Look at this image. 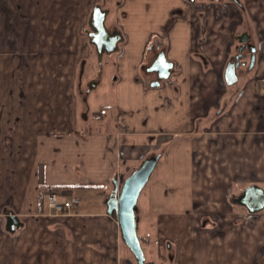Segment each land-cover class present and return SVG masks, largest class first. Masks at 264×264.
<instances>
[{
  "label": "crops",
  "instance_id": "obj_1",
  "mask_svg": "<svg viewBox=\"0 0 264 264\" xmlns=\"http://www.w3.org/2000/svg\"><path fill=\"white\" fill-rule=\"evenodd\" d=\"M94 1L0 0V264H136L106 200L115 176L158 153L138 201L154 262L264 264V210L245 219L250 212L233 203L252 184L264 188V0H240L238 25L234 7L217 19L184 0H125L114 23L125 32L123 55L110 59L119 128L105 117L81 137L72 84L78 31ZM249 29L262 52L228 85L236 35ZM166 37L177 73L152 87L141 65ZM52 193L80 202L59 214L49 208ZM11 215L22 222L15 232Z\"/></svg>",
  "mask_w": 264,
  "mask_h": 264
},
{
  "label": "water",
  "instance_id": "obj_2",
  "mask_svg": "<svg viewBox=\"0 0 264 264\" xmlns=\"http://www.w3.org/2000/svg\"><path fill=\"white\" fill-rule=\"evenodd\" d=\"M241 4L240 0H233ZM109 10H104L101 6H96L90 18V24L95 30L94 38L91 42L97 46L99 61L102 62L104 52L112 53L118 50V43L123 41L121 32L114 30L112 34L108 31L105 20ZM246 38L240 41L244 44L240 47L241 52L246 47ZM252 56L251 64L255 61L256 48L248 45ZM242 55H237L235 60L229 62L226 71L225 79L228 85L235 83L238 80L237 67L240 65ZM174 61L168 60L165 50L156 54L152 64L147 67V72H156L157 80L151 83L152 87H159L161 80H166L170 77L174 70ZM97 82L93 84L96 87ZM90 91V90H89ZM88 91V92H89ZM162 154H152L143 159L140 165L133 170L127 177L124 175L115 176L113 178L114 188L106 200L107 213L117 219L120 226L121 237L133 253L137 264H157L154 261H147L144 248L141 243V237L138 234L139 217H138V201L142 190L149 182ZM122 182V184H120ZM233 203L247 209L250 213H259L264 210V188L259 185L252 184L246 187L243 192L233 198ZM22 222L17 216L11 215L8 217L7 228L11 232H15Z\"/></svg>",
  "mask_w": 264,
  "mask_h": 264
},
{
  "label": "flooded vegetation",
  "instance_id": "obj_3",
  "mask_svg": "<svg viewBox=\"0 0 264 264\" xmlns=\"http://www.w3.org/2000/svg\"><path fill=\"white\" fill-rule=\"evenodd\" d=\"M184 1L191 6H196L200 13L201 12H209L210 10H213L215 17L217 19L223 17V15H227V13H231V11H232L231 8L234 7L241 12L240 19L236 24L237 25L242 24L243 21L245 20V11H244V7L242 6V3L238 4L237 2H235L233 0H184ZM92 4H95V5L90 9V11L89 10L87 11V15L85 18L84 25L82 26V28H80V31L86 34L85 35L86 36V38H85L86 39V55H82L78 60V64H77L76 69H75V76H74V80H73V84H72V88L74 89V94H75V106L73 109V114H74V117L76 120V125H75V129H74V133L78 134L81 137H84L86 134L93 132V129L90 126V123H91L90 116H89L90 114L88 113L89 110L91 109L89 107V95L93 91L97 90V88L101 84H103V77L105 74L108 75L109 81H111V80L113 81L112 86H114V82H115V79L117 77V74L114 72L113 65H111L110 59L115 55H117V57L123 55L124 44L126 42V36H125V32L123 31L122 25L118 24V26H114V23H118V22L120 23V18H118L119 14H120V16H123V14H124V13H122V15H121V12L117 13V11H118V8H122V6L125 4V0H95ZM92 4H90V6ZM96 6H101L102 9L109 10L107 17H106V20H105V25H106L108 31L112 34V32L114 30H118L121 32V35L123 37V41L118 43V50L117 51L112 52V53L104 52L103 59H102L101 63L99 61V54L97 51V46L91 42V39L94 38L93 35H91V34L94 33L95 30L93 29V27L90 24V18H91L93 9ZM113 8L116 9L117 16L115 18H112L111 21H108L109 16L113 12ZM30 17L31 16L26 15L23 18V19H25V22H26L25 28H26V30H28L29 33L31 31V21L29 20ZM254 23L257 25L256 20H254ZM43 27L47 28L46 17L43 19ZM14 35H15L14 29L13 30L10 29V31L7 32V34L5 36L7 45L11 48V51H13V52L16 51L14 48H12L13 43H15ZM201 37H202V35H201ZM240 38L241 39H244V38L247 39L245 42L246 47L241 52L239 51V49L244 43L240 41ZM206 39H207V36H206V38L199 41L200 44H203L206 41ZM262 43H263L262 39L256 40V37L254 36V34L250 33V29L247 31L239 32L236 35L235 54H234V56L230 62L237 61V60H235L236 56L241 54L242 57L239 60L240 65L237 67V69H239L241 67H244L246 69L252 68L254 66L256 60L258 59V55H260V53L262 52V49H263ZM167 45H168V38H167L166 42H164L162 44L161 47L152 46L149 49H150V51H153L152 49L156 48V51L154 50L156 52L154 54L155 56L157 53H159L162 50H165L166 55H167ZM248 45L256 48L255 61L253 64H251L252 53H251ZM91 53L95 57L94 62L89 60ZM155 56H154V58H152V59L150 58L149 60H147L146 62H144L141 65L142 71L148 73L152 77V79H151L152 82L157 80L158 75L156 72H147V67L152 64L153 60L155 59ZM21 61L24 62L23 57H21ZM94 65L97 66V69L94 68ZM105 65L108 66L107 67V68H109L108 70L105 69ZM92 67H93V73H90V70L92 69ZM177 69L178 68L176 67V63H175L174 70H173L172 74L170 75V77L168 79L161 80L160 86L164 82H169L170 84H172V77H173V75H175V72L177 73ZM59 74H60L59 71L55 72V76H59ZM85 78H86V81H85ZM95 82H97L96 87L91 89V87H93V84ZM102 107L104 108L105 111L102 112V110L98 109L95 111V114H97V116L99 117L103 113L102 115H104V118H105V117H107V114H108L107 112H109L108 109L111 106L110 105H102ZM109 116L110 117H107V118H110V122H111V124L113 123V127L115 126V127L119 128L117 125L116 119L113 118V115L111 114ZM100 118L103 119L102 117H100ZM144 158H146V157H144ZM143 159H142V161H143Z\"/></svg>",
  "mask_w": 264,
  "mask_h": 264
},
{
  "label": "rangeland",
  "instance_id": "obj_4",
  "mask_svg": "<svg viewBox=\"0 0 264 264\" xmlns=\"http://www.w3.org/2000/svg\"><path fill=\"white\" fill-rule=\"evenodd\" d=\"M95 4H92L91 6L88 7V10L90 11V9L94 6ZM117 16L116 14V9L113 8V12L111 13V15L109 16L108 18V21H111L112 18H115ZM79 32V43L80 41H82V36H83V40H84V43L81 44L80 46V50L82 52L81 55H86V34L81 32L80 30L78 31ZM89 60L94 62L95 60V57L94 55L91 53L90 54V57H89ZM108 66L105 65V69L108 70L109 68H107ZM94 68L97 69V66L94 65ZM90 73H93V67L92 69L90 70ZM85 81H86V78H85ZM113 84V81H109V77L107 74L104 75L103 77V84H101L97 90L93 91L90 95H89V107L92 109L89 110V116H90V120H91V123H90V126L91 128L93 129V131H98L101 129V124L99 123V120L101 119L100 117L104 118V115H100L99 117L97 116V114H95V111L100 109L102 110V112H104V108L102 107V105H110L111 107L108 109L109 112H107V117H110L109 115H113V118L116 117V107H115V95H116V91H115V88L112 86ZM94 110V111H93ZM113 127V123L111 124V122L109 123V125L107 126V128H112ZM152 155V154H150ZM149 155V156H150ZM132 173V172H130ZM129 174H126V176H128ZM125 176V177H126ZM138 217H139V221H140V217H141V208H140V205H139V202H138ZM138 234H141V230H138ZM141 236V235H140ZM144 239V237L142 238ZM144 241V240H143ZM157 247V246H156ZM145 250H146V257L148 258L149 257V260L150 261H156L157 259V254H158V249L157 248H149V249H146V246H145ZM168 259V258H167ZM166 259V260H167ZM167 262H169L168 264H170V261L167 260Z\"/></svg>",
  "mask_w": 264,
  "mask_h": 264
},
{
  "label": "built area",
  "instance_id": "obj_5",
  "mask_svg": "<svg viewBox=\"0 0 264 264\" xmlns=\"http://www.w3.org/2000/svg\"><path fill=\"white\" fill-rule=\"evenodd\" d=\"M79 202L80 199L76 196L69 197L65 200H60L54 193L48 195L49 208L59 214L71 212L79 204ZM252 216L253 214L248 213L244 215V218H252Z\"/></svg>",
  "mask_w": 264,
  "mask_h": 264
},
{
  "label": "trees",
  "instance_id": "obj_6",
  "mask_svg": "<svg viewBox=\"0 0 264 264\" xmlns=\"http://www.w3.org/2000/svg\"><path fill=\"white\" fill-rule=\"evenodd\" d=\"M142 161V160H141ZM140 161V162H141ZM140 162H139V164H140ZM139 236H140V234H139ZM141 237V243H142V246H143V248H144V250H145V245H144V241H143V239H142V236H140ZM127 250H128V252L130 253V255L133 257V259L135 260V262H136V259H135V257H134V255H133V253L129 250V248L127 247ZM145 253H146V250H145ZM147 261H150L149 260V257L147 258ZM136 264H137V262H136Z\"/></svg>",
  "mask_w": 264,
  "mask_h": 264
}]
</instances>
